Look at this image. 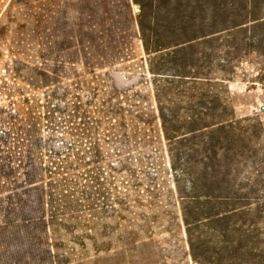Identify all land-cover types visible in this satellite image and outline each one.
Here are the masks:
<instances>
[{"label": "rangeland", "instance_id": "1", "mask_svg": "<svg viewBox=\"0 0 264 264\" xmlns=\"http://www.w3.org/2000/svg\"><path fill=\"white\" fill-rule=\"evenodd\" d=\"M130 13L133 0H0V264H198L182 220L186 180L177 186L171 161L210 163L206 137L186 129L199 89L168 94L182 120L176 131L168 110L165 131L156 54ZM254 35L239 34L238 50L195 48L213 122L244 126L235 155L219 150L230 166L220 186L233 192L264 189V51ZM88 40L104 55L90 66L79 50ZM248 202L256 239L263 224Z\"/></svg>", "mask_w": 264, "mask_h": 264}, {"label": "trees", "instance_id": "2", "mask_svg": "<svg viewBox=\"0 0 264 264\" xmlns=\"http://www.w3.org/2000/svg\"><path fill=\"white\" fill-rule=\"evenodd\" d=\"M133 2L137 4L139 13L135 19L130 13L128 22L132 26L137 24L147 53L156 54L150 60V68L156 74V99L165 131L169 115L176 131L181 127L182 120L176 108L170 109L164 104L168 94H179L187 84L199 89L196 103L200 114L187 116L185 122L189 126L186 129H198L206 137L201 147L206 153H212L210 163L197 170L182 164L180 159L171 161L178 173L175 178L177 186L180 184L179 177L186 180V188L182 190L178 186V189L182 200V220L193 259L198 264H264V189L257 193H244L220 186L226 182L230 166L222 164L219 150H229L235 155L237 134L244 130V126L242 121L233 118L227 119L226 124L223 121L213 122L219 115L218 108L208 99L212 89L200 87L202 84L209 86L210 83L203 82L209 77L200 59L195 57V48L204 44H208L211 50L224 42V46L238 50L239 34L247 31L255 33L253 41L256 47L264 51V0ZM126 5L129 7V2ZM169 41L172 44L169 45ZM79 47L86 66H90L92 59L104 57L90 40L80 42ZM181 53L185 54L181 56ZM170 102L176 104L174 100ZM227 115H231V112ZM248 120L251 118L244 119ZM216 125L217 128H213ZM222 140L227 143L225 147H221L224 143ZM262 164L264 160L260 162ZM262 181L263 184L264 179ZM251 200H255L259 222L263 224L258 229L256 239L252 237V230L245 228L251 219L247 217L250 210L244 208L251 204L248 202ZM248 256H252V259H247Z\"/></svg>", "mask_w": 264, "mask_h": 264}]
</instances>
